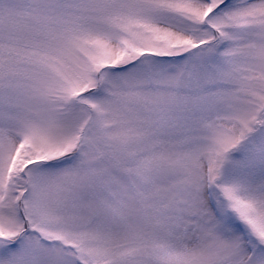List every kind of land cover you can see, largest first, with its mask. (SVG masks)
<instances>
[{
  "label": "snow or ice",
  "instance_id": "6c2138e0",
  "mask_svg": "<svg viewBox=\"0 0 264 264\" xmlns=\"http://www.w3.org/2000/svg\"><path fill=\"white\" fill-rule=\"evenodd\" d=\"M0 264H264V0H0Z\"/></svg>",
  "mask_w": 264,
  "mask_h": 264
}]
</instances>
